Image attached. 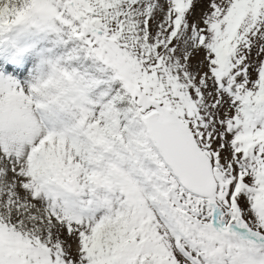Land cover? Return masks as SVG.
Wrapping results in <instances>:
<instances>
[{
	"label": "snow or ice",
	"instance_id": "1",
	"mask_svg": "<svg viewBox=\"0 0 264 264\" xmlns=\"http://www.w3.org/2000/svg\"><path fill=\"white\" fill-rule=\"evenodd\" d=\"M0 264H264V0H0Z\"/></svg>",
	"mask_w": 264,
	"mask_h": 264
}]
</instances>
